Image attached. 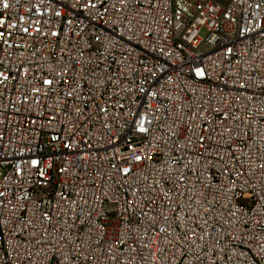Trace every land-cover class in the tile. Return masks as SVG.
Instances as JSON below:
<instances>
[{
  "label": "built area",
  "instance_id": "1",
  "mask_svg": "<svg viewBox=\"0 0 264 264\" xmlns=\"http://www.w3.org/2000/svg\"><path fill=\"white\" fill-rule=\"evenodd\" d=\"M0 264H264V0H0Z\"/></svg>",
  "mask_w": 264,
  "mask_h": 264
}]
</instances>
